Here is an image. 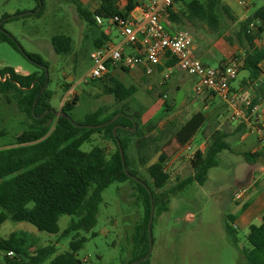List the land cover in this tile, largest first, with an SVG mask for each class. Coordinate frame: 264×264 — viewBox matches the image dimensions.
Instances as JSON below:
<instances>
[{"label": "rangeland", "instance_id": "rangeland-1", "mask_svg": "<svg viewBox=\"0 0 264 264\" xmlns=\"http://www.w3.org/2000/svg\"><path fill=\"white\" fill-rule=\"evenodd\" d=\"M74 1L82 4L85 2L0 0V31L9 34L24 53L37 54L47 62V89L52 92L50 105L53 109L57 110L61 106L64 97L71 102L75 95L78 96L79 99L73 103L75 109L71 112V118L81 121L87 111L103 106L110 112L118 109L121 103L103 94L97 84L81 81L91 67L89 56L94 49L93 40L100 32L106 33V23H85L78 17ZM221 1L229 3L233 9L240 8L234 0ZM253 2L250 12L262 3L260 0ZM96 3L97 0H88L84 5L94 10ZM117 3L124 4L125 0H118ZM177 28L191 34L193 54L211 67L218 65L221 53L213 49V58H206L202 52L216 40L228 41L234 37V34H230V22L226 17H223L222 25L217 30L196 20L184 21ZM56 34L67 35L72 39L71 52L56 54L53 51L50 38ZM109 38L114 43L120 40L116 28H111ZM4 66L29 72L37 70L20 51L6 42H0V68ZM112 72L125 86L136 87L132 98L126 100V105L131 112L139 114L140 125L154 124L151 135L159 136V148L166 156V170L170 173L165 186L156 190L167 194V210L161 213L155 210L153 213L148 264H246L224 231V221L231 225L228 216L233 215L234 223L235 215L241 208V203L233 198L237 187L234 180L246 177L252 168L245 164L241 145H233L232 152L224 151L218 155L219 164L208 171L202 185L193 182L180 189L176 187L177 183L192 174L188 161L190 154L201 146L204 148L215 129L209 118L189 143L190 149L179 147L173 140L176 128L202 109V103L198 100L200 95L194 91L196 77L182 71L169 75V79V76L155 77L134 70L114 68ZM241 76L242 73L238 77ZM177 82L180 87H175L174 83ZM218 99L215 97V100ZM164 100L168 109L164 106ZM218 106L222 118L226 117L227 106L220 99ZM23 118L14 99L11 98L7 103L0 95V147L11 145L16 135L26 128ZM234 139V135L226 138L231 144ZM104 143L100 135L94 134L80 149L89 151L93 146ZM127 155L133 168L142 177L147 176L146 167L158 156L156 154L141 164L133 146H130ZM141 216L142 205L133 184L111 183L101 192L95 225L87 232H78L79 237L83 236L85 241L76 252V257L82 264H125L132 257L131 235ZM72 218L70 215H60L56 233L39 231L27 222L7 219L0 224V237H7L15 231L26 232L33 242L32 249L48 245L55 247L54 254L49 258L52 259L56 254L69 249L68 244L74 233H62ZM235 234L240 247H249L245 230L235 228Z\"/></svg>", "mask_w": 264, "mask_h": 264}, {"label": "trees", "instance_id": "trees-1", "mask_svg": "<svg viewBox=\"0 0 264 264\" xmlns=\"http://www.w3.org/2000/svg\"><path fill=\"white\" fill-rule=\"evenodd\" d=\"M260 1L262 3L240 25L242 32L240 35L245 37L250 47L244 50L239 70L247 72V80L251 83L260 75L259 63L264 61V47L251 46L254 37L264 28V0ZM117 2L118 0H97L94 10H89L86 5L77 1H74V6L81 20L88 25H98L95 23V16L102 19L114 15L126 17L139 5L138 0H125L122 7ZM172 8H175V11H172ZM165 14L177 27L182 26L184 21L196 20L217 30L222 25L223 17L229 22L232 20L228 6L221 0H173ZM253 20L259 22L256 34H251L246 29L247 24ZM107 38L106 33L100 32L93 40L94 48L100 46ZM0 42H6L19 51L15 40L1 31ZM50 44L56 54H67L72 49V39L63 34L51 36ZM24 56L37 70L23 75L9 66L0 68V95L5 96L9 102L11 98L15 100L26 126L11 145L0 149V224L10 219L27 222L39 231L56 233L58 218L65 214L73 218L62 234L73 232L74 235L67 251L49 259L55 252L53 245L32 249L33 242L26 232H11L7 237H0L2 253L0 264H82L76 257V252L82 247L85 238L79 237L78 232H87L95 225L101 192L113 182H130L137 191L142 205V216L135 224L131 235L132 257L125 264L141 258L148 250L149 195L141 184L124 173L115 137L122 148L127 171L141 179L151 191L154 214L155 210L157 213L167 210V194L156 190L165 186L170 179V173L166 170V156L159 148V136L151 135L154 124L140 125L139 114L131 112L126 105V100L132 98L136 87L125 86L113 74L112 68L104 76L86 83L97 84L103 94L112 96L114 101L121 103V106L110 112H107L106 107L99 106L87 111L81 121H75L71 118V112L75 109L73 103L79 99L75 95L71 102L61 104L60 112L66 113L78 125L104 124L117 113L122 115L112 123L98 128L75 126L69 119L56 116L49 111L54 109L50 105L52 92L47 86L38 96L32 112L33 100L45 81V72L39 65L45 66L46 69L48 65L37 54L26 52ZM227 62L228 60L223 61L218 67L221 68ZM172 64L173 62L169 60L165 65ZM164 106L167 109L169 107L165 100ZM44 112L47 113L39 117ZM206 121L207 118L202 112L193 113L174 131L172 135L174 142L179 147H185ZM133 124L135 132L132 133L130 129ZM114 125L125 128H117L113 134ZM94 134L100 135L105 143L95 145L89 151H82L80 146L89 141ZM224 138V133L216 131L204 151L196 149L190 154L188 161L192 174L177 183V189L193 182L202 185L206 181L208 171L219 164L218 155L230 149ZM130 146L135 148L141 164H145L150 157L158 154L156 160L146 167V177H142L138 170L133 168L127 155ZM257 155L251 152L243 153L244 159L250 163ZM228 217L231 225L224 221V231L230 244L243 257L246 264H264V214L259 224L248 226L245 236L249 245L247 248L238 245L232 221L234 216ZM47 260L49 261L46 262ZM137 264H148V258Z\"/></svg>", "mask_w": 264, "mask_h": 264}, {"label": "built area", "instance_id": "built-area-1", "mask_svg": "<svg viewBox=\"0 0 264 264\" xmlns=\"http://www.w3.org/2000/svg\"><path fill=\"white\" fill-rule=\"evenodd\" d=\"M240 7H246L251 0H234ZM173 0H146L138 17L130 14L126 17L114 15L107 19L95 16V23H106V29L116 28L120 40L114 43L108 38L90 53L91 67L82 78L83 83L91 82L104 76L110 68L133 69L142 67L143 73L151 75L161 66L164 77L167 78L173 70H179L196 77L194 91L198 95L204 91L218 97L227 106L228 119L244 124L249 133H254L258 143L264 149V119L257 116L263 98L253 100L240 90L231 88L241 65L243 54L232 56L227 63L220 67L204 64L191 53L193 39L191 34L183 29L170 31L162 21V16ZM259 22L250 21L247 32L256 34ZM106 34H109L106 32ZM264 36V28L260 30ZM171 60L172 65L166 66ZM259 84L264 88V61L259 66ZM6 76V75H5ZM5 76L2 78L4 80ZM70 93V92H68ZM67 101L64 97L63 103ZM190 149V145L185 146ZM244 190L234 193L239 199ZM10 255V253H9Z\"/></svg>", "mask_w": 264, "mask_h": 264}, {"label": "crops", "instance_id": "crops-1", "mask_svg": "<svg viewBox=\"0 0 264 264\" xmlns=\"http://www.w3.org/2000/svg\"><path fill=\"white\" fill-rule=\"evenodd\" d=\"M87 2L88 0H85L84 4H86ZM145 3H146V0L139 1V5L130 12V15L133 17L139 16L140 10ZM222 3L227 5L230 10V13L232 16V20L230 21V34H234V37L232 40H228V41H225L222 39L216 40L207 50L202 52V56L206 58H213V55H214L213 49H217L221 53V58L219 59L218 65L222 63L223 61L229 60L234 55L243 54L244 50L250 47L245 37L243 35H240L242 34V32L240 31V25L253 12V11L250 12V10L254 4L252 0L250 4L246 7H240L239 9H233L229 3L224 2V1H222ZM118 5L122 7L124 4L118 3ZM172 11H175V8H172ZM135 12H137V15H135ZM162 21L164 22L167 29H169L170 31H174L178 29L176 24L168 20L166 14L162 16ZM110 30L111 28H109L108 30L106 29V32L109 33L106 35L108 36L110 35ZM251 46L254 48L264 47V36H260V35L255 36L254 39L252 40ZM193 49L194 47L192 44L191 53L193 56H195L193 54ZM260 65L261 63H259V66ZM14 70L17 73L23 74V75L31 73L29 71H26L25 69H21V70L14 69ZM112 70L114 69L112 68L111 71ZM128 70L139 71L141 73L143 72L142 67H137V68L128 69ZM176 71H179V70H173L170 76L174 74ZM240 73H242L241 78L238 77ZM152 74L155 77L161 76V75L164 76L163 67L161 66L157 67L153 71ZM247 75L248 74L245 70H239L236 78L231 83V88L234 90H240L244 92L245 95L251 97L253 100H256L257 98L264 99V88L259 84L260 75L258 76L257 80L252 83L247 80ZM170 76L168 77V79L170 78ZM174 85L175 87H180L179 82L174 83ZM199 95H200L199 96L200 98H198V100L202 103V109L198 111L202 112L206 116L207 121L209 118L212 119V122L215 125L213 134L216 131H219L225 134L224 139L230 146V149L224 150V151L232 152L233 145L234 146L241 145L242 155L245 152H251V153L258 154L257 157H255L254 161H252L251 163L245 160L246 166L252 167L250 168L248 175H246V177L244 178H236L234 180V184L237 185V187L234 189V193L240 189L244 190L243 194L241 195L239 199H235L233 196L235 201L241 203L240 211L235 215L234 225H235V228L243 229L247 233L248 226L251 224H256V225L259 224L264 214V149L258 143L256 135L254 133H249L244 124H239L237 122L230 121L227 115L226 117L222 118L223 114H221L218 109L219 99L215 100L216 96L206 91L200 93ZM2 98L7 103H9V101L6 100L5 96H2ZM59 108L57 110H59ZM257 116L261 119H264V100L259 105ZM220 119L221 120L223 119V120L221 121ZM224 119L225 120L227 119V122H225ZM206 123L204 124V126L206 125ZM230 135L235 136L234 143L232 144L226 140L227 136H230ZM5 147H0V149L5 148ZM204 149H205V146L204 148L202 146L199 147V150L201 151H204ZM237 202H233V203H237ZM243 205L244 207H242Z\"/></svg>", "mask_w": 264, "mask_h": 264}, {"label": "water", "instance_id": "water-1", "mask_svg": "<svg viewBox=\"0 0 264 264\" xmlns=\"http://www.w3.org/2000/svg\"><path fill=\"white\" fill-rule=\"evenodd\" d=\"M10 17H13V16H10ZM6 35L11 38V36L9 34H6ZM16 46H17L18 50L24 55L25 53L22 51V49H20V47L17 44H16ZM39 66H41L43 68L44 72H45V81H44V84L41 87L40 91L38 92V94L35 96V98L33 100V103H32V112H33V109H34V106H35V103H36V100H37L38 96L44 91V89L47 86V69L43 65H39ZM49 111L52 112V113H54L56 116H62L64 118L69 119L75 126H83V127H88V128H98V127H101L103 125H108V124L112 123L119 115H122V113H117L115 116H113L110 120H108L104 124H99V125H78L66 113H63V112H60V111H56V110H52V109H50ZM46 113L47 112H44L39 117H42ZM127 117L129 119H131L130 116H127ZM117 128H125V127H123L121 125H114L112 127V133L113 134H115V130ZM130 131L132 133L135 132V125L134 124H133V127L130 129ZM115 140H116V143H117V146H118V150H119L120 159H121L122 168H123L124 173L126 174L127 177H129L132 180H134L135 182L141 184L146 189V191H147V193L149 195V200H150V212H149V216H148V220H147L148 250H147L146 254L144 256H142L141 258H138V259L133 260L130 263H128V264H137V263H140V262L146 260L149 257V254H150V251H151V223H152V219H153L154 206H153L151 191L149 190V188L147 187V185L141 179L133 176L132 174H130L127 171V169L125 167V163H124V157H123L122 148H121L120 143H119V141H118V139L116 137H115Z\"/></svg>", "mask_w": 264, "mask_h": 264}]
</instances>
